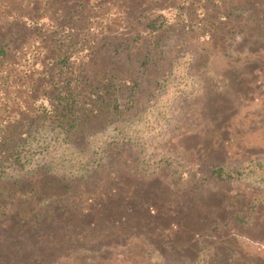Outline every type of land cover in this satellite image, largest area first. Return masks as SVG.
I'll return each mask as SVG.
<instances>
[{
  "label": "trees",
  "instance_id": "obj_1",
  "mask_svg": "<svg viewBox=\"0 0 264 264\" xmlns=\"http://www.w3.org/2000/svg\"><path fill=\"white\" fill-rule=\"evenodd\" d=\"M87 1L0 0V264H82L114 256L121 264L125 260L115 250L129 257L141 236L182 255L197 239L186 227L183 235L184 215L173 196L186 202L211 179L243 175L216 159L174 166V156L164 152L154 153L159 165L177 175L167 186L155 181L154 157L149 164L142 160V178L127 180L109 162L103 165L113 146L86 145L108 125L140 119L178 57L193 51L199 39L224 44L228 63L243 60L236 49L245 45L252 62L264 67V0H113L117 8L108 12L91 9L94 3ZM115 11L130 26L136 21L128 27L132 36L102 45L103 53L94 56ZM121 51L128 60L124 70L117 65ZM258 71L252 86L263 81ZM43 143L80 145L84 157L61 180L47 177L35 184L33 171L52 168L30 167ZM212 226L194 234L207 245L240 239L264 245L243 231ZM223 228L227 233L219 236ZM239 250L234 264H252Z\"/></svg>",
  "mask_w": 264,
  "mask_h": 264
},
{
  "label": "rangeland",
  "instance_id": "obj_2",
  "mask_svg": "<svg viewBox=\"0 0 264 264\" xmlns=\"http://www.w3.org/2000/svg\"><path fill=\"white\" fill-rule=\"evenodd\" d=\"M90 1L94 3L91 9L98 8V11L108 12L113 7L117 8L112 4L113 0L103 5L99 4L103 0L87 2ZM174 1L177 0L172 3ZM114 17L116 20L110 24L111 29L98 37V53L94 56L103 53L102 45L122 43L124 38L127 40L132 36L128 19L120 11H115ZM135 23L133 21L132 25ZM200 40L193 51H186L178 57L172 67L173 73L167 81L160 83L163 89L155 104L148 106L140 119L108 125L93 135L86 146L90 149L113 146L108 149L103 165L109 162L127 180L142 178V160L146 158L149 164L154 157L156 161H153L154 164L150 162V165L153 173L156 171L155 181L167 186L177 175L173 174L172 168L159 165L161 157L154 153L158 155L164 152L174 156V166H180L176 161L182 164L195 160L210 163L216 159L223 161L227 170L238 167L243 175L211 179L207 185L199 188L193 199L186 202L173 196L171 201L176 210L184 215L181 222L183 235L186 227L189 236L197 239L192 245L182 248V255L171 253L160 242L155 241L156 245L151 238L141 236V240L131 248L133 253L129 257L124 254L125 250H115L120 260H125L121 264H234L241 256L239 247L246 252L247 261L264 264V245L260 243L240 239L242 244L225 239L224 243L207 245V241L194 234L202 232L205 226L214 229L212 222H215L219 226H228L229 231L234 228L251 234L256 241L260 239L264 243V67L258 68L257 63L252 62V49L245 45L237 49L234 47L242 52L243 60L228 63L229 58L222 54L226 48L224 44H200ZM174 46L170 43L167 48L174 51ZM210 52L212 56L208 57ZM123 53L121 51L119 54L117 64L121 70L128 66ZM86 65L85 68H89L88 62ZM256 68L263 81L260 85L252 86V82L258 78L253 72ZM86 75L88 73H79L80 77ZM113 142L119 144L110 145ZM46 145L43 143L32 154L30 167L47 164L52 168L39 167L33 171L31 176L35 184L47 177L61 180L65 172L75 171L73 162L84 157L80 145ZM165 160L171 162L170 158V161ZM239 215L242 220L238 219ZM223 230L219 236L227 233V230ZM115 259L114 256L111 261L97 259L82 264H118Z\"/></svg>",
  "mask_w": 264,
  "mask_h": 264
}]
</instances>
